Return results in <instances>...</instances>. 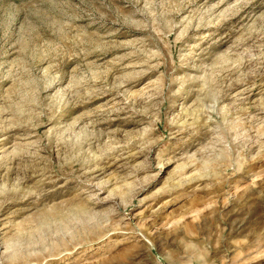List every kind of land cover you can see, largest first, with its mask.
<instances>
[{
    "label": "rangeland",
    "instance_id": "374dc122",
    "mask_svg": "<svg viewBox=\"0 0 264 264\" xmlns=\"http://www.w3.org/2000/svg\"><path fill=\"white\" fill-rule=\"evenodd\" d=\"M0 264H264V0H0Z\"/></svg>",
    "mask_w": 264,
    "mask_h": 264
}]
</instances>
